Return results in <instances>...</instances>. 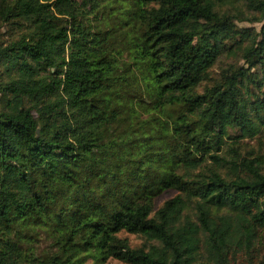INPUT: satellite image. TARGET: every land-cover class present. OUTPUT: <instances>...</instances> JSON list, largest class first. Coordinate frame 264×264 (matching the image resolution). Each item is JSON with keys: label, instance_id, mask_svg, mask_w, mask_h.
<instances>
[{"label": "trees", "instance_id": "trees-1", "mask_svg": "<svg viewBox=\"0 0 264 264\" xmlns=\"http://www.w3.org/2000/svg\"><path fill=\"white\" fill-rule=\"evenodd\" d=\"M242 4L264 22V0H0V264H264Z\"/></svg>", "mask_w": 264, "mask_h": 264}, {"label": "rangeland", "instance_id": "rangeland-1", "mask_svg": "<svg viewBox=\"0 0 264 264\" xmlns=\"http://www.w3.org/2000/svg\"><path fill=\"white\" fill-rule=\"evenodd\" d=\"M242 9L244 10V12H243L241 17L244 18L245 20H239L237 22V24L240 27H247V28L252 29V30L255 29L257 31V33H259L261 35L260 38H262V35H263L262 32L264 29V22L253 20V19H255V17H253L254 16L253 12L249 11L248 7H246L244 4H242ZM224 10L227 11V9H224ZM2 33H5V30H2ZM227 64H233L235 66H244V65H246V61L243 58L235 57L234 55H231L229 57L225 56L224 59L220 62V64L217 65L212 70L211 80L208 81L206 84H212L217 79H219V76L221 74V72H220L221 68H223ZM242 143H243V147H244L245 151L247 152V154L252 151V147L258 146V141L255 139H250V138L244 139ZM263 153H264V145H263ZM175 195H176V191H173V190L167 191L158 200V205H162V203L165 200H167V199H169ZM122 236L128 238V240L130 241V244L133 247H141L142 245L145 244V239L141 236L134 235V234H128V233H122ZM237 260H238V263H236V264H246V262L243 258L238 257ZM106 264H127V263L122 262V261L117 260V259H109Z\"/></svg>", "mask_w": 264, "mask_h": 264}]
</instances>
